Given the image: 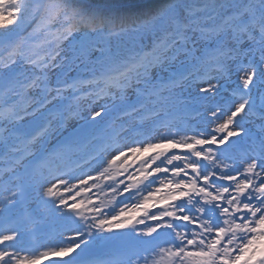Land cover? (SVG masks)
Listing matches in <instances>:
<instances>
[{
	"label": "snow or ice",
	"instance_id": "6c2138e0",
	"mask_svg": "<svg viewBox=\"0 0 264 264\" xmlns=\"http://www.w3.org/2000/svg\"><path fill=\"white\" fill-rule=\"evenodd\" d=\"M112 26L84 0H0V264H264V135L235 146L264 133V0H159L130 47ZM177 89L194 126L162 122ZM32 204L68 232L38 252Z\"/></svg>",
	"mask_w": 264,
	"mask_h": 264
},
{
	"label": "rangeland",
	"instance_id": "374dc122",
	"mask_svg": "<svg viewBox=\"0 0 264 264\" xmlns=\"http://www.w3.org/2000/svg\"><path fill=\"white\" fill-rule=\"evenodd\" d=\"M32 32V28L27 29V33ZM27 33H21L20 38L18 40H22V36H27ZM24 37L23 39H25ZM77 39L79 37L77 36ZM13 40H17V38H13ZM31 43H36L39 44L40 40L37 39L35 41H30ZM75 42V41H73ZM62 46H67L68 41H62ZM224 83V89L221 90L220 96L216 98L217 102H225L228 99V94L231 92V89L235 87V76L231 77V79H228L223 82ZM255 91V90H254ZM261 91H264V89H261ZM187 95V92H184L183 94L179 91V89L176 90V92L173 94L174 100H175V107L172 110L180 109L182 110L181 105L184 103L182 99H179V95ZM256 102L257 105L260 103V97L259 93L256 94ZM196 103V102H194ZM198 104V109L199 111L201 110L200 104ZM121 116V112L119 111H113L108 117L105 118V121L101 122L99 125L100 128H104L106 124L110 125L112 123L117 122L118 118ZM166 112L164 113L162 117V122H167L166 120ZM248 130H249V136L248 137H242L239 141L235 142L236 149L238 145L244 146V148L248 147L252 141L259 140L261 135L263 133L261 132V121L259 119H252L247 122L245 125ZM147 127H152L151 122L147 123ZM161 131H165L164 128L160 129ZM102 146V145H100ZM237 156L242 155L241 152L237 149ZM89 174L95 175L94 172H90ZM31 210L35 213V216H33V219L36 222V228L39 227L38 232H34L35 234H30L24 237V243H28L29 239L32 237H40V235H44L45 237L47 236V239L43 242V245H57L60 243V241L63 240V238L68 235V232L66 231L64 222L58 218V216L50 211V206H45V205H37V204H32L30 206ZM32 236V237H31ZM99 248V247H98ZM39 250L42 249H37L36 251L38 252ZM49 259H56V258H49ZM44 264H48V261L45 260Z\"/></svg>",
	"mask_w": 264,
	"mask_h": 264
},
{
	"label": "trees",
	"instance_id": "16d2710c",
	"mask_svg": "<svg viewBox=\"0 0 264 264\" xmlns=\"http://www.w3.org/2000/svg\"><path fill=\"white\" fill-rule=\"evenodd\" d=\"M94 4L84 1L90 8L97 9L113 18L111 27V43L113 47L129 46L128 37L121 33V29H130L134 27V21L142 13L147 12L150 8L155 7L159 0H90ZM79 3L80 0H74ZM97 3V4H96ZM96 4V5H95ZM16 37V36H15ZM20 36H17V40Z\"/></svg>",
	"mask_w": 264,
	"mask_h": 264
},
{
	"label": "bare ground",
	"instance_id": "6f19581e",
	"mask_svg": "<svg viewBox=\"0 0 264 264\" xmlns=\"http://www.w3.org/2000/svg\"><path fill=\"white\" fill-rule=\"evenodd\" d=\"M46 238H47V237H46ZM43 241H45V238H44ZM101 246H105V245L102 243ZM44 263H45V260H44V261H41V264H44Z\"/></svg>",
	"mask_w": 264,
	"mask_h": 264
}]
</instances>
